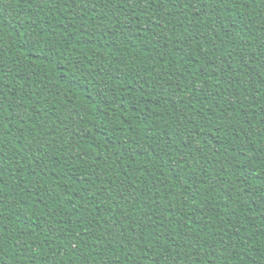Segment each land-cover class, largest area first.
Returning <instances> with one entry per match:
<instances>
[{
    "label": "trees",
    "instance_id": "trees-1",
    "mask_svg": "<svg viewBox=\"0 0 264 264\" xmlns=\"http://www.w3.org/2000/svg\"><path fill=\"white\" fill-rule=\"evenodd\" d=\"M0 264H264V0H0Z\"/></svg>",
    "mask_w": 264,
    "mask_h": 264
}]
</instances>
